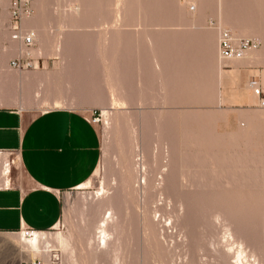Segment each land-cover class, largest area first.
<instances>
[{
  "label": "rangeland",
  "instance_id": "374dc122",
  "mask_svg": "<svg viewBox=\"0 0 264 264\" xmlns=\"http://www.w3.org/2000/svg\"><path fill=\"white\" fill-rule=\"evenodd\" d=\"M35 6L46 8L39 23L27 25L35 46H0V98L18 94L23 75L43 74V92L46 83V96L62 102L44 104L95 113L101 138L94 175L62 195L61 220L48 231L52 246L35 259L264 264V107L251 88L257 81L264 95V0H36ZM222 30L257 41L246 52L252 59L223 60ZM13 50L29 52L36 63L41 58L39 67L13 70ZM9 162L11 181L20 169L15 155ZM110 210L120 245L98 247L96 226ZM19 235L0 233V264L34 260L21 252Z\"/></svg>",
  "mask_w": 264,
  "mask_h": 264
},
{
  "label": "crops",
  "instance_id": "0c3cea01",
  "mask_svg": "<svg viewBox=\"0 0 264 264\" xmlns=\"http://www.w3.org/2000/svg\"><path fill=\"white\" fill-rule=\"evenodd\" d=\"M45 9L34 5L33 15L23 21V26L39 23ZM0 35L3 36L0 46L16 48L18 44L9 40L7 34L0 32ZM12 53L9 63L19 51ZM246 74L240 69L242 78ZM44 76L23 75L19 93L0 98V156L3 157L0 160L15 155L20 169V174L11 181V172L7 180L2 176L0 233L21 234L28 228L40 232L54 229L62 217V195L85 185L100 162L98 128L82 110L47 107L44 104L47 99L52 104L55 100L46 96V83L43 92V81L39 78ZM32 78L39 80L26 82ZM38 89L43 92L40 96H36ZM246 97L250 102V97Z\"/></svg>",
  "mask_w": 264,
  "mask_h": 264
},
{
  "label": "built area",
  "instance_id": "2783aa9c",
  "mask_svg": "<svg viewBox=\"0 0 264 264\" xmlns=\"http://www.w3.org/2000/svg\"><path fill=\"white\" fill-rule=\"evenodd\" d=\"M8 2L5 5V2ZM36 0H0V32L7 34L9 40L19 44L22 48L35 46L36 35L23 26V21L33 15ZM259 43L252 39L236 38L228 30H222L219 36V54L223 60L243 58L248 50L257 48ZM40 59V58H39ZM39 59L36 61L29 52L19 51L16 58L10 61V66L16 70L37 69ZM256 94L261 97V105L264 107V95L257 81H251ZM90 120H99L93 118ZM33 229H25L26 236H32ZM22 232V231H21ZM56 259L59 260L58 256ZM22 264H41L40 260L22 262Z\"/></svg>",
  "mask_w": 264,
  "mask_h": 264
},
{
  "label": "bare ground",
  "instance_id": "6f19581e",
  "mask_svg": "<svg viewBox=\"0 0 264 264\" xmlns=\"http://www.w3.org/2000/svg\"><path fill=\"white\" fill-rule=\"evenodd\" d=\"M241 33V32H239ZM239 35H243L242 34H239ZM252 50V49H251ZM250 51V50H248ZM247 51V52H248ZM252 54V53H251ZM250 53L248 54H245V58L246 59H250L252 57ZM252 59V58H251ZM251 88L252 85H251ZM253 92L254 94L257 96L256 92H255V88H253ZM38 96V95H36ZM258 97V96H257ZM54 105L56 106H61L62 105V102L60 100H55L54 101ZM104 114L106 116H108V111L107 110H104ZM95 121H98V120H95ZM4 154V153H3ZM1 157V156H0ZM3 158V157H2ZM7 158V157H6ZM142 158H140L141 160ZM5 160V158H4ZM132 161V160H131ZM130 161V162H131ZM135 161V160H134ZM138 161V159H137ZM139 162V161H138ZM138 164V163H137ZM134 165V164H133ZM132 166V165H131ZM129 167V166H128ZM134 167V166H133ZM131 168V167H130ZM1 176L4 177V180H7V176L8 174L11 172V165H10V162L9 160H5L4 161V165L2 166V169H1ZM139 173V172H138ZM146 176V175H145ZM2 178V177H0ZM138 179H140L138 177ZM145 179V177H144ZM1 180V179H0ZM2 179V181H4ZM138 181V180H137ZM146 181H144L145 183ZM145 185V184H144ZM2 186V185H1ZM109 209V208H108ZM112 209V208H111ZM113 210H110L107 214V212H105L103 218L101 219V221H98L99 223H97L98 225L96 226V237H97V242H98V247L102 246L103 248H107L109 247L110 245L112 244H115L117 246H119V236L118 237H115L114 236V228H116L119 224V221L117 220V218L115 217V215L113 214L114 212H112ZM116 230V229H115ZM49 233L46 232V231H43V232H40V231H34L32 236H26V233H25V230H23L21 232V234L19 235V243L21 245V252L22 253H26L28 255H30L31 257V260L34 259L33 261H36V256L37 255H41L43 253V251H49L50 247L52 246L50 244L51 242V239L48 235ZM63 236V235H62ZM61 235H57L58 239H59V242H60V245H62L63 247L67 246L68 243L67 241L65 240L64 237H62ZM56 237V236H55ZM113 246V245H112ZM53 248V247H52ZM118 250L119 247L117 248ZM117 250V251H118ZM244 250L241 248L239 250V252H243ZM118 260V258H117ZM119 261V260H118Z\"/></svg>",
  "mask_w": 264,
  "mask_h": 264
}]
</instances>
